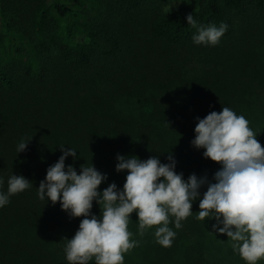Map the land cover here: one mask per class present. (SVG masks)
I'll use <instances>...</instances> for the list:
<instances>
[{
  "label": "trees",
  "instance_id": "trees-1",
  "mask_svg": "<svg viewBox=\"0 0 264 264\" xmlns=\"http://www.w3.org/2000/svg\"><path fill=\"white\" fill-rule=\"evenodd\" d=\"M188 14L197 28L225 23L227 31L215 46L195 44L197 28L187 23ZM261 48L264 0H190L170 9L163 0H0V192L7 194L13 174L31 182L0 207V264H69L65 238L74 237L84 217H70L59 202L39 199L37 190L62 146L77 151L66 158L65 170L72 165L79 174L81 165L92 164L107 176L101 193L111 183L123 189L127 171H116L118 154L169 163L173 131L179 156L172 157H182L176 173L187 181L195 171L215 183L222 166L191 141L197 118L222 107L243 115L264 146V71L256 65ZM194 67L210 80L197 113L174 114V124L164 111L175 112L154 96L151 111L132 104L133 92L148 100L152 88H165ZM217 74L232 85L228 96L213 87ZM186 118L191 122L177 130ZM21 142L27 147L18 153ZM207 186L181 228L170 217L176 233L170 247L156 242L155 226L139 235L137 214H131L128 230L139 242L141 264H246L227 235L213 230L214 218H196ZM91 212L101 215L96 201Z\"/></svg>",
  "mask_w": 264,
  "mask_h": 264
},
{
  "label": "clouds",
  "instance_id": "clouds-1",
  "mask_svg": "<svg viewBox=\"0 0 264 264\" xmlns=\"http://www.w3.org/2000/svg\"><path fill=\"white\" fill-rule=\"evenodd\" d=\"M187 23L197 28L192 14ZM228 25L200 26L192 40L195 44L215 46L227 31ZM195 138L191 141L197 149H204L206 159L222 167L214 175L215 183L191 174L187 181L175 171L176 162L169 153V163L156 157L140 160L136 156L117 155L116 171H127L122 190L111 183L103 192L98 188L107 179L91 166L81 165L78 174L72 165L65 170V160L76 158L77 151L61 147L62 155L47 169L45 180L40 182L38 197L60 203L70 217H84L79 229L65 248L69 264H124V255L138 246L128 230L130 216L137 214L139 235L156 227V242L170 247L176 233L169 228L170 217L175 218V228L192 215V203L200 197L199 189L207 190L199 199L197 219L214 218L213 230L226 234L231 247L246 264L264 260V146L243 115L229 107L220 112H210L197 118ZM28 143V142H27ZM26 142L17 151L26 150ZM3 181L0 180V184ZM31 182L22 175H12L8 180L7 194L0 192V207L9 203V197L23 192ZM93 201L101 208V215H93ZM222 225V227L220 226Z\"/></svg>",
  "mask_w": 264,
  "mask_h": 264
},
{
  "label": "rangeland",
  "instance_id": "rangeland-1",
  "mask_svg": "<svg viewBox=\"0 0 264 264\" xmlns=\"http://www.w3.org/2000/svg\"><path fill=\"white\" fill-rule=\"evenodd\" d=\"M188 2L190 0H163V4H165L166 9H170L176 5L181 4L182 2ZM259 60L256 62V65L259 67L261 71H264V48H261V52L259 54ZM218 73V72H214ZM218 75V74H217ZM215 79V82L213 84V87L221 93L223 96H228L230 92L232 91L233 87L230 85V82L228 79L222 77V75H218ZM181 79H178L174 82L168 83V85L163 87H154L149 92L148 100L142 97V93L140 94V91H135L132 93L133 95V101L136 107L140 108V105H143V107H146L148 110L151 111L153 108V104H151V98L154 96L155 98L162 100V103L167 106L170 110H173L175 113L168 111V109L165 112V114L168 116V122H172L174 124L177 123L176 118L174 119V114H183L187 115L188 113L192 112H198V110L201 108L200 106L206 101L208 98V89L206 86V82L210 81L204 74V70L200 68H188L186 69L181 77ZM212 84V83H211ZM187 86V89H185ZM196 86H200V90L196 91L194 89ZM185 87V88H184ZM177 88H183V92H181V89H179V94L175 97L174 92ZM199 88V87H197ZM153 94V95H152ZM148 101V102H147ZM147 102V103H145ZM200 103L201 105L199 106ZM139 104V105H138ZM187 120L179 121L178 125L175 127H178L177 130L182 129L185 127V124H188L191 122V119L186 118ZM165 120V121H167ZM162 127V125L158 124ZM178 133V131H177ZM173 134L174 133L173 131ZM171 135V137L167 141V148L169 150V153H171L172 156H179V145L175 141V136ZM182 157L179 158L176 162V168H180L182 161ZM195 174V171H192L190 173ZM133 234V233H132ZM141 255L140 249L138 247L133 248L128 253L124 255V264H141L142 261H144V256Z\"/></svg>",
  "mask_w": 264,
  "mask_h": 264
}]
</instances>
